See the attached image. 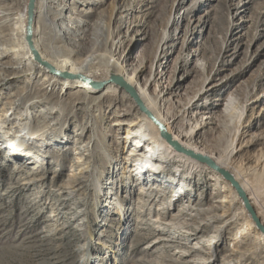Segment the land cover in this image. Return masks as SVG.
<instances>
[{"label": "rangeland", "instance_id": "obj_1", "mask_svg": "<svg viewBox=\"0 0 264 264\" xmlns=\"http://www.w3.org/2000/svg\"><path fill=\"white\" fill-rule=\"evenodd\" d=\"M45 1L51 10L66 6L62 22L74 35L56 38L50 19L36 21L34 37L44 54L78 65L91 58L94 68L100 65L97 56L116 47L114 58L127 74L149 95L160 94L172 104L167 114L173 115L176 130L191 132L215 157L232 148L229 166L248 183L258 175L264 194V173L258 169L264 159V0H156L153 7L136 1L126 10L133 0ZM17 7L22 8L21 0ZM13 64L10 56L0 57V264H145L143 259L152 264H264V243L256 234L234 240L244 219L226 226L214 216L217 211L205 210L218 187L209 173L188 175L191 201L185 197L170 207L174 186L187 178L176 171L179 157L164 159L170 164L158 176L148 175L161 189L152 191L148 182L145 196L138 193L140 185L129 188L130 180L121 179L125 154L119 161L112 129L104 128L101 118L115 113L118 105H136L122 87L118 96L104 98L102 115H88L82 94L73 97L70 88L44 81L49 73L44 66L38 72L25 65L15 73L6 68ZM102 82L100 89L110 83ZM33 96L45 101L29 105ZM26 116L41 119L40 125L50 123L44 133L29 138L39 154L33 164L17 161L3 146L12 147L7 132L17 133L16 124ZM89 120L104 132L109 157L102 153L104 146L90 153L85 149ZM96 157L97 164L101 160L97 173L80 172ZM173 175L178 176L170 182ZM112 181L121 207L112 208L102 195ZM233 205L232 212L238 213L241 206ZM183 207L188 209L182 212ZM117 208L127 212L129 224ZM255 210L264 224V210ZM176 213L189 225L180 229L158 221L161 214L172 221ZM161 237L171 242L158 241Z\"/></svg>", "mask_w": 264, "mask_h": 264}, {"label": "bare ground", "instance_id": "obj_2", "mask_svg": "<svg viewBox=\"0 0 264 264\" xmlns=\"http://www.w3.org/2000/svg\"><path fill=\"white\" fill-rule=\"evenodd\" d=\"M8 1L10 2H6V0H0V44L2 45V47H0V57L8 55L14 62L13 65H6V68H15V73H17V70L23 69L25 65H31L30 67L38 70V72L39 70L44 71L46 68V71L49 73L45 74L44 81H47V83L52 86L60 84L61 88H70L71 90L69 93L73 97L82 94L81 96H83L85 104L89 103L86 109L88 115L93 114L94 111V114L102 115L104 108V98L106 96H118L119 93L122 92V88L135 102L136 105H129V108L126 107L124 109L118 105L115 113L101 118L104 128L110 127L112 129L110 130L113 134L112 137L116 139L115 143L118 146L115 152L118 160L120 154H125L123 159L124 161H121L120 174L123 181L130 180L132 183L129 188H133L134 185H140L138 190L140 195H144L146 193L144 188L147 187L148 182L151 184L152 191L161 189L160 187L158 188L159 185L157 183L152 182L153 177L148 180V175L158 176L161 170L164 169L166 165L170 164V162L166 163L167 161H172L171 159H173V157H179V163L175 167L176 171H184L183 177L187 175V178L181 180L174 186V194L169 199L168 207L175 205L176 201L185 197L191 201L189 194L186 192L187 187H185V181L188 179V177H190L188 175L192 176L198 172L203 174L209 173L212 175L210 180H215V183L218 185V187L210 193V205L205 208V210L210 212L217 211V213H214V216H216L217 219H222L224 221L223 224L226 226H229L231 223H234L239 219H244L245 223L240 229L236 231L234 240L237 237H243L244 234L254 233L259 237L261 242L264 243L263 235L256 230L255 226L251 222L250 217L248 216L247 212H245V209L235 189L208 163V160H211L219 168L228 171L247 193L251 205L255 208L258 207L261 210H264V194H262V191L260 190L261 187L257 186V178L259 176L257 175L255 178L256 181L248 183L244 180L241 172L235 171L229 166L228 158H230L232 152L234 151L232 148L230 149V147H225L223 153L219 157H215L210 152H207L204 148H201L199 145L200 143L198 144L195 142V140H193L191 132L176 130L173 124V115L167 114V111L171 112V107H168V105L172 104L164 103L166 100L161 98L160 94L149 95L144 88L139 86L136 77L127 74L126 68L121 65L116 58H114V50L116 47H114V50L111 49L106 52L102 57L97 56L96 58L98 60L96 62H99L100 65L95 66L94 68H92L93 66H90V62L92 60L91 58L80 65L75 64V62L69 61L67 59H62L61 61L52 60L50 56H47L40 50L38 41L34 37L36 32L34 24L38 20L48 23V20L50 19L52 22V31L56 38H69V36L70 38H73L71 35L74 34L69 28V24L65 25L62 22L63 17L65 16L64 9L66 6L51 10V7L46 3L45 0H34V17L31 26V39L32 41L34 40L33 45L40 58L46 62L48 66L58 71V73H51L46 65L35 61L34 56L25 41V25L27 23L28 0H21L22 8L17 7V1L19 2L20 0ZM136 1L141 6L150 4V7H153L156 4V0H133L131 3H129L130 5L125 8V10L127 8L132 9L135 6L134 2ZM82 10L83 9L79 11ZM112 10H116L115 5H113ZM87 12L84 11L81 14H86ZM15 44L20 45L21 49L24 50L23 54L19 53V45L17 48L13 47ZM43 66L45 68H43ZM66 75H69L70 77H66ZM105 79L106 83L108 81H110V83L105 88L100 89L99 87L104 84L102 81ZM1 80H4V77ZM127 88L131 89L133 95H131ZM43 101H45V97L33 96L32 98H29V102L27 103L32 105L33 103ZM89 105H91L92 108H90ZM229 107V105L225 106V113L229 112ZM131 115L136 116L134 118H129ZM36 118L37 117L26 116L24 121H20L18 124H16L17 128H20L17 133L16 131L12 132L11 129H9V132H7L10 133V136H12V138L9 139V142L12 143V147L3 145L4 150L7 153H10L9 156L15 158L17 161H22L24 159L29 161L30 164H33L39 160V154H37L38 152L36 153L33 151V141L30 142L29 138L35 137L38 134L40 135V133H44V131H46L45 129L49 127L50 123L44 122V125H40L41 119L38 118L37 120ZM89 122L90 123L87 124V129H89L91 132L87 137V143L84 145L85 149L90 153L91 148L95 146H99L101 148L104 146L102 147L104 150L102 153L103 155H107V157H109V154H106L107 147L103 142L104 132H102L101 129L100 131L97 130L95 122L92 123L91 120H89ZM110 134L111 133L107 132L105 135L110 136ZM2 139L4 140V138ZM110 148L115 150L112 146ZM193 151H196L199 154L194 153ZM13 156H18V158ZM97 158L98 157H96L92 163L86 165L84 169H81L80 172L86 174L87 176L97 173L98 167L101 165V160L99 164H97ZM78 159L79 158L75 157L74 161L77 163L79 162ZM114 161H116V159ZM258 169L260 170V175L264 173V159H261ZM176 176L178 175H173L172 179L169 178L170 182L173 181ZM78 181L79 179L75 180V184L78 183ZM122 183V186H127L124 182ZM111 184L112 186L110 189H107V191L103 192L102 195H104L106 198H109V204H111L112 208H115V206L121 207L119 206L122 205L121 201H117V198L114 197L113 181ZM127 191H129V189ZM225 191H228L227 195L223 193ZM125 199L126 196L121 198V200ZM138 201H140L139 198ZM235 202H238L241 206V210L238 213L232 212L234 208L233 204ZM186 206L190 209H193V206L190 207L189 204ZM187 207H183L180 211L185 212L188 209ZM117 209L118 214L122 215L123 223L126 225L129 224L127 212H125L124 209ZM180 216L181 215L179 213H176L172 215V221L166 222L163 220L165 215L161 214V216H158V221L166 224L168 227L174 225V227L182 229L186 227V225H189V222L184 221V219L182 220ZM158 229L160 230V228ZM158 241H162L164 244H166L171 242V238L161 237L158 239ZM166 246L168 247L170 245L168 244ZM143 260H145V264H152L150 260ZM98 264L103 263L100 261Z\"/></svg>", "mask_w": 264, "mask_h": 264}, {"label": "water", "instance_id": "obj_3", "mask_svg": "<svg viewBox=\"0 0 264 264\" xmlns=\"http://www.w3.org/2000/svg\"><path fill=\"white\" fill-rule=\"evenodd\" d=\"M33 17H34V0H28L27 4V23L25 25V41L27 43V46L29 47L31 53L34 56V59L36 62L44 64L48 67L49 71L51 73H58V71L54 70L50 66L44 62L38 52L36 51L33 41L31 39V32H32V22H33ZM66 77H70L69 75H66ZM123 85V84H122ZM127 90L133 95V92L131 91L130 88H127ZM208 163L210 166L220 173L224 179H226L232 187L235 189L245 211L247 212L248 216L250 217L251 222L255 226L256 230L260 232L263 237H264V224L262 223L259 215L257 214L255 208L251 205L249 198L247 196V193L244 191V189L241 187V185L234 179V177L226 170L219 168L215 163L211 160H208Z\"/></svg>", "mask_w": 264, "mask_h": 264}]
</instances>
